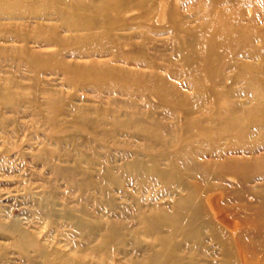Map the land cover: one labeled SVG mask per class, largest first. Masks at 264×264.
<instances>
[{
  "label": "bare ground",
  "instance_id": "6f19581e",
  "mask_svg": "<svg viewBox=\"0 0 264 264\" xmlns=\"http://www.w3.org/2000/svg\"><path fill=\"white\" fill-rule=\"evenodd\" d=\"M16 1L0 0V10L18 6ZM31 1L42 3L41 8L53 6L68 34L56 25L35 24L32 29L44 45L54 47L52 52L20 47L9 53L0 50V55H17L33 69L60 71L67 83L86 82L97 93L107 94L105 105L115 103L109 96L118 94L137 98L146 107L132 100L120 101L123 113L115 109L107 113V106L99 107L100 120L106 115L113 119L106 130H98L97 123L78 122V130L101 131L98 145L121 136V130H126L127 138L141 142L118 171L96 156L79 155L73 168L53 165V172L70 188L82 192L96 188L102 194L108 186L119 185L124 176H134L144 186L152 185L150 179L159 182L173 199L170 205L156 203L161 197L155 191L153 204L146 208L140 199H133L138 213L146 211L137 216L139 232L150 237L152 245L168 246L171 256L186 248L198 262L197 258L207 255L202 240L206 235L217 245L220 258L216 262L206 258L203 264H264V131L261 125L247 122L251 113H264V54L253 47L255 41L264 42L260 25L264 12L245 15L243 7L253 0ZM128 12L134 13L131 18H125ZM132 28L144 30L127 32ZM162 33L167 38L158 36ZM237 55L256 62H232ZM235 68L234 75L225 74ZM180 77H186V82L179 83ZM239 81L241 86L234 88ZM13 95L1 89V104L12 108ZM239 97L248 103L238 101ZM150 98L172 115H183L181 131L158 121ZM47 100L48 119L54 127L55 101L50 96ZM83 114L78 111V119ZM52 156L43 150L35 158L47 164ZM91 161L101 166L96 180L80 166ZM49 198L44 191L30 202L47 218L54 215ZM2 211L0 205V239L9 241L6 248L26 264H34L32 252L42 264H51L34 234L19 222L6 223ZM63 215L86 240L94 234L93 225L85 219L69 210H63ZM120 228L117 221L110 224V239L119 237ZM105 243L94 246L92 253ZM161 256L151 249L145 258L148 264H162Z\"/></svg>",
  "mask_w": 264,
  "mask_h": 264
},
{
  "label": "rangeland",
  "instance_id": "374dc122",
  "mask_svg": "<svg viewBox=\"0 0 264 264\" xmlns=\"http://www.w3.org/2000/svg\"><path fill=\"white\" fill-rule=\"evenodd\" d=\"M263 1L253 0L246 3L243 7L245 15L251 17L252 11L262 14ZM16 2L18 6L0 10V50L9 53L10 49L21 47L35 52H52L54 47L44 45L41 37L37 36L40 34L36 33L32 27L35 24L56 25L61 33L68 34L64 25H61L62 22L59 18L57 19L55 8L48 4L47 10L46 7L41 8L44 6L42 3L34 4L31 0ZM40 14L44 17H37ZM132 14L134 13H126L125 18H131ZM260 25L264 26V19ZM143 30V28H132L127 32ZM158 36L167 38L168 35L162 33ZM263 46V41L253 42V47L261 50L262 54H264ZM8 53L0 55V90H8L14 94L11 100L12 108L2 105L0 101V205L3 210L1 218L6 223L19 222L28 228L45 246L47 258L51 264H148L145 257L151 249L162 254V264H203L206 258L214 262L220 258V255L216 254L219 252L217 245L206 235H203L202 240L208 257L206 255L197 258L198 263L196 258L191 259L186 248L176 251L173 257L170 255L168 246L152 245L151 238L139 232L137 216L143 209H140L138 213V206L133 202L134 198L140 199L141 206L144 208L153 204L152 191L156 192L157 198L161 197L156 199V203L170 205L173 201L159 182L150 179L152 185L144 186L134 176H124L123 180L120 179L119 185L108 186V192L102 194L96 188L89 189L87 192L70 188L61 176L53 172V165L73 168L79 155L88 159L96 156L97 160H101L105 165L116 167L118 171L126 161L131 160V153L141 142L127 138L123 134L126 130H121V136L115 139L110 137L105 143L98 145L97 134L101 132L98 130L108 129V123L113 119L106 115L103 121L100 120L97 110L99 107L107 106V113L114 109L123 113V107L119 109L120 101L130 100L145 109L142 102L137 98L112 94L109 97H114L115 103L105 105L102 101L106 100L107 94L97 93L86 82L67 83L60 71L33 69L28 67L19 56ZM231 61L256 62L238 55ZM236 71V68L232 71L227 70L225 74L232 76ZM177 81L184 83L186 77H180ZM241 84L239 81L232 86L239 88ZM183 90L186 91V89ZM48 96L55 101L54 127L50 125L48 119L46 108ZM150 99L158 121L163 125L172 126L174 131H181L178 126L183 115L178 112L172 115L169 109L158 106L156 100ZM237 100L248 103L243 97ZM211 102L213 103L212 98ZM251 107L253 106L246 105V108ZM81 110L85 114L78 119V111ZM251 114L247 122L261 125L263 128L260 131H264V113ZM80 121L85 124L97 123L98 130L90 131L87 127L78 130ZM43 150L53 153L47 164L35 158V155ZM92 161L88 164L81 163L80 166L93 180H96L97 171L101 166ZM94 184L97 185L95 182ZM44 191L50 193L49 207L54 214L49 218L37 212L30 203ZM110 201L114 202L113 206L110 205ZM63 210H69L74 216L81 217L89 225H93L94 234H91L89 240H86V237L73 227L63 215ZM114 221L121 226L119 237L115 240L110 239L108 231L110 224ZM162 230L165 232L167 229ZM103 240L106 242L105 246L92 253V248ZM8 243L9 241L0 239V257H4L0 260V264H26L13 249L6 248ZM31 256L34 264H42L34 252ZM190 260H192L191 263Z\"/></svg>",
  "mask_w": 264,
  "mask_h": 264
}]
</instances>
